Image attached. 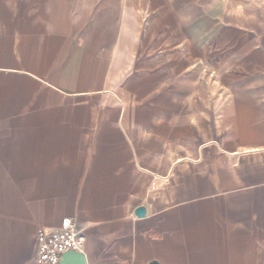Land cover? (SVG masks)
<instances>
[{
    "label": "crops",
    "instance_id": "0c3cea01",
    "mask_svg": "<svg viewBox=\"0 0 264 264\" xmlns=\"http://www.w3.org/2000/svg\"><path fill=\"white\" fill-rule=\"evenodd\" d=\"M66 218L87 264H264V0H0V264Z\"/></svg>",
    "mask_w": 264,
    "mask_h": 264
},
{
    "label": "built area",
    "instance_id": "2783aa9c",
    "mask_svg": "<svg viewBox=\"0 0 264 264\" xmlns=\"http://www.w3.org/2000/svg\"><path fill=\"white\" fill-rule=\"evenodd\" d=\"M38 241V264H60L61 256L68 251L81 252L84 238L78 230L76 223L71 218L63 220L61 226L55 231H39Z\"/></svg>",
    "mask_w": 264,
    "mask_h": 264
},
{
    "label": "water",
    "instance_id": "95a60500",
    "mask_svg": "<svg viewBox=\"0 0 264 264\" xmlns=\"http://www.w3.org/2000/svg\"><path fill=\"white\" fill-rule=\"evenodd\" d=\"M146 208L141 206L136 209V216L144 217ZM60 264H87L85 256L78 251H68L61 256Z\"/></svg>",
    "mask_w": 264,
    "mask_h": 264
}]
</instances>
